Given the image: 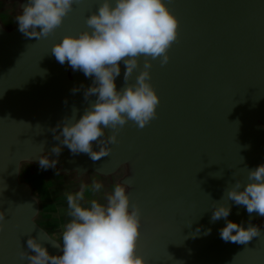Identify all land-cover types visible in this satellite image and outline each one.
<instances>
[{
    "label": "water",
    "instance_id": "obj_1",
    "mask_svg": "<svg viewBox=\"0 0 264 264\" xmlns=\"http://www.w3.org/2000/svg\"><path fill=\"white\" fill-rule=\"evenodd\" d=\"M100 2L83 0L53 34L36 38L21 33L15 21L27 0H0V211L7 221L0 264H27L19 252L35 254L27 247L30 237L61 255L54 245L70 220L65 194L93 178L104 187L95 196L86 193V200L101 203L116 183L131 180V201L142 211L137 251L147 264H264V217L222 199L237 180L249 182L248 170L264 164V0H166L180 34L169 62H152L157 118L143 129L129 121L98 161L63 145L57 157L51 153L60 144L57 125L74 109L79 119L96 97L84 99L92 78L61 65L51 48L85 30V18ZM123 73L121 65L118 89ZM43 155L58 160L54 169L39 167ZM45 182L49 189H69L55 218L47 215L53 201ZM215 202L231 207L227 220L245 228L250 222L262 235L247 244L222 240L226 220L212 222Z\"/></svg>",
    "mask_w": 264,
    "mask_h": 264
},
{
    "label": "clouds",
    "instance_id": "obj_2",
    "mask_svg": "<svg viewBox=\"0 0 264 264\" xmlns=\"http://www.w3.org/2000/svg\"><path fill=\"white\" fill-rule=\"evenodd\" d=\"M82 3L83 0H27L15 21L26 36L46 38L62 25L74 6ZM85 24V30L54 43L51 54L61 65L67 62L73 71L92 78L84 99H96L89 102L79 119L74 109L71 118L57 125L62 131L54 139L60 144L51 153L59 157L63 145L74 155L85 153L98 161L110 154L109 145L119 142L118 134L129 121L143 129L157 118L160 98L150 82L152 62L159 61L162 67L169 62V50L179 39V20L166 0H101L98 9L85 18ZM141 58L143 68L135 83H129ZM121 65L124 85L118 89L116 79L121 75ZM108 129L111 134L104 139ZM93 144L98 151L93 150ZM57 163L47 155L39 158L43 170L54 169ZM248 180L243 186L237 180L222 199L245 206L250 217L252 213L264 217V164L248 170ZM130 184L131 180L116 183L101 203L96 198L86 200V193H101L103 184L95 178L90 184L81 182L78 191L65 194L70 220L63 227L60 242L54 245L62 254L50 255L47 248L30 237L27 247L35 254L21 250L20 259H26L27 264H147L137 251L142 211L139 204L131 201ZM213 209L212 222L226 220L219 230L225 242L247 244L262 235L260 227L250 222L245 228L243 223L227 220L230 206L215 202ZM6 223L5 213L0 211V232Z\"/></svg>",
    "mask_w": 264,
    "mask_h": 264
},
{
    "label": "rangeland",
    "instance_id": "obj_3",
    "mask_svg": "<svg viewBox=\"0 0 264 264\" xmlns=\"http://www.w3.org/2000/svg\"><path fill=\"white\" fill-rule=\"evenodd\" d=\"M36 176V175H35ZM43 186L44 187H48V184L45 182L44 184H43ZM50 187V186H49ZM49 187H48V192H49V195H48V197L50 198V201L52 200L53 202L51 203H49L48 204V206H47V210H48V213L49 214H47V215H51L52 216V218H55L56 216H55V210H56V205H58L59 203H62L63 201H64V192H66V191H69V189H66V188H63V187H56V189L55 190H53V189H49ZM54 220V219H53ZM53 220H50L51 222L53 221ZM46 221V220H45ZM53 231H58V229H56V228H54V229H52ZM61 230H63V227L61 228ZM62 234V233H61ZM61 234H59V235H55L57 238H59V237H61Z\"/></svg>",
    "mask_w": 264,
    "mask_h": 264
},
{
    "label": "flooded vegetation",
    "instance_id": "obj_4",
    "mask_svg": "<svg viewBox=\"0 0 264 264\" xmlns=\"http://www.w3.org/2000/svg\"><path fill=\"white\" fill-rule=\"evenodd\" d=\"M56 237V236H55ZM57 238V237H56Z\"/></svg>",
    "mask_w": 264,
    "mask_h": 264
}]
</instances>
